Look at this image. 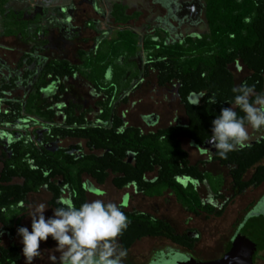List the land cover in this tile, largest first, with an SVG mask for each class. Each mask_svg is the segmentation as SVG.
Returning a JSON list of instances; mask_svg holds the SVG:
<instances>
[{"label":"trees","instance_id":"1","mask_svg":"<svg viewBox=\"0 0 264 264\" xmlns=\"http://www.w3.org/2000/svg\"><path fill=\"white\" fill-rule=\"evenodd\" d=\"M219 2L220 14L224 17L222 27L226 31H214L210 37L212 48L174 49L148 39L141 41L145 62L141 71L143 77L156 73L157 85L161 88L177 83V97L187 118L185 125L147 133L127 125L113 111L118 101L119 105L127 103V98L119 99L120 95L140 76L138 65L133 61L138 57L135 35L123 32L114 40L103 39L91 51L78 52V63L72 64L44 56L48 32L41 26L42 15L36 9L0 11V37L30 46L13 67L0 57V226L3 230L12 232L19 228L27 198L41 190L50 195L48 206L52 210L62 206L59 201L65 196L79 207L86 202L88 182L83 184L84 177L98 187L110 178L116 189L134 185L148 199L162 197L169 191L190 214L221 215L211 206L202 205L191 184L184 187L177 182L180 178H189L205 183L216 198L222 199L219 193L223 178L201 172L199 167L203 163L191 165L181 141L201 146L210 139L212 120L220 114L221 108L234 106L233 87L246 82L254 86L255 93H262L264 9L253 15L250 24L232 30L231 6H237L238 15L246 7L240 8L238 0ZM249 5L255 13L256 3L251 0ZM116 21L125 23L127 19ZM93 28L94 25H90V29ZM234 62H240L250 73L238 85L228 70V65ZM74 76L105 98L94 101L88 108L69 103L62 110L64 124L57 126L56 111L52 107L61 101L59 97L64 92L60 82ZM53 84L57 86V93L44 98L43 91ZM191 94L202 95L197 105L188 102ZM212 100L216 102L211 103ZM235 110L238 115H244L239 108ZM95 120L102 126H95ZM28 126L41 127L38 140L17 133ZM8 130L13 134L7 133ZM68 140L78 143L63 146ZM98 151L101 154L97 155ZM127 153L134 156L131 164L127 163ZM212 161L228 170L229 189L234 196L264 183V139L242 150L229 152L226 158L216 152ZM151 174L155 178L146 180L145 177ZM121 210L129 224L119 237V243L127 252L147 238L164 239L190 251L194 248L197 239L176 234L165 221L147 213ZM19 253L20 248L14 245L0 248V264L17 263Z\"/></svg>","mask_w":264,"mask_h":264},{"label":"rangeland","instance_id":"2","mask_svg":"<svg viewBox=\"0 0 264 264\" xmlns=\"http://www.w3.org/2000/svg\"><path fill=\"white\" fill-rule=\"evenodd\" d=\"M72 3V8L70 5ZM101 7L103 4L100 0H0V11L7 8L14 9H36L35 11L42 15L41 26L46 28L48 32L47 50L44 56L48 59H62L72 64H77V54L80 51L87 52L93 48V43L96 38L100 37V32L104 28L103 23L99 17L93 13V8ZM62 9L64 11H62ZM93 20L95 23V32L85 28V23ZM111 39L115 38V33H110ZM30 46L23 45L12 38L0 37V57L10 67H13L21 54L28 52ZM137 58H142L141 49H137ZM229 71L233 76L235 85H238L242 78L249 75V73L241 67L239 71L234 66L229 67ZM154 81L153 74L149 76L140 84V88L129 95L128 104L123 105L120 111H128L125 115V121L128 125L141 128L143 133L154 132L155 130L165 128L174 116L182 119V110L178 104L171 106L169 103L170 98H164V93L157 88L156 94L151 92V82ZM60 84L63 86L64 94L60 96V102L52 107L55 114V124L63 122L62 110L69 102L81 106L82 108L90 107L94 101L101 99L99 95L81 78L74 76L72 78L63 79ZM57 93V86L53 84L50 88L43 91L44 98H51ZM166 99V100H165ZM132 104H134L132 106ZM156 114L157 122L154 125L146 126L143 124L141 117ZM94 118V114L91 115ZM159 120V123H158ZM250 130V129H249ZM41 131L39 126H28L21 128L19 132L24 137L38 140V133ZM7 133L13 134V131L8 130ZM15 133V131H14ZM77 141L68 140L63 143V146L77 144ZM183 150L188 154V159L191 164L199 160H204L203 156H199L197 151L189 145L188 142H182ZM99 155L100 153H96ZM264 163V162H263ZM206 171L213 176H220L223 178V189L221 190L222 201L211 198L210 191L207 186L203 184H196V191L200 198L202 205L206 202H213L215 208L221 207V215L218 217L207 216L205 214L193 215L181 207L174 196L165 193L162 197L148 200L133 195V191L115 190L111 184V178L108 179L104 186L98 187L97 190L103 194L95 191L90 192L85 190L86 202L94 199H102L106 203L111 201L117 205L121 204L122 200L125 202L126 211H139L147 213L150 216L166 221L176 234L183 235L187 232L191 236H197V241L194 247V254L203 259L218 258L221 254V246L224 241L231 234V229L236 224L244 208L251 202L255 203L259 197L264 193V185L258 189H248L243 194L232 197L229 192V178L228 171L224 168L218 167L216 164H210L206 167ZM250 173L246 175L247 180ZM185 184L184 180H181ZM128 197L123 199L124 194ZM231 198V199H229ZM67 199V196L62 200ZM223 199H229V203L223 204ZM50 195L41 190L40 192L30 195L25 205H23L25 212L19 224V227H27L31 231V218L28 216L30 212L39 204L44 203L47 208L44 212L45 218L53 216V210L48 206ZM15 228L10 231L3 230L0 226V248H7L9 245H14L20 248V259L15 264H25L22 254L21 237L17 234ZM195 234V235H194ZM168 247L169 244L163 240L157 239H144L137 242L127 252V257L124 259L123 264L129 262L131 264H145L150 254L154 250L163 249ZM40 249L42 255L33 260L32 264H58L52 259L55 255L59 257L56 252V242L49 237L46 242H41ZM176 259H172L167 264H174ZM180 259H178L179 262ZM255 264H264V251L259 252L256 256Z\"/></svg>","mask_w":264,"mask_h":264},{"label":"flooded vegetation","instance_id":"3","mask_svg":"<svg viewBox=\"0 0 264 264\" xmlns=\"http://www.w3.org/2000/svg\"><path fill=\"white\" fill-rule=\"evenodd\" d=\"M238 1L241 2L240 8L246 7V9L244 11H241L238 15L237 6L236 5L231 6L230 13L233 14V17H231L230 23L232 25V28H231L232 30L233 29L238 30L241 27L247 24H250L252 21L253 15L259 14L258 12L261 13V11H263L264 9V0H252L256 3L255 13H252L251 11L252 9L250 8V5H249V2L251 0H238ZM100 3L103 4V9L101 7L96 8V6H94L93 13L99 17V20L102 21L104 28L100 32L101 35L99 39L98 40L95 39L94 42H92L93 43L92 49L96 47L97 42L103 39L106 41L114 40L117 34L128 32L136 36V40L139 44H141L142 40L144 41L148 39L152 43L163 44L165 46H171L174 49L176 48L189 49L190 48L194 50L195 48H198L200 50L201 49L204 50V49L212 48V46L210 45V37L214 33V31H217V30L220 31L221 29L223 31H226V28L223 29L224 26L222 27V24L224 23L223 22L224 17H222L220 14L221 12L219 9L220 8L219 0H100ZM69 5H70V8H72L73 6L72 3ZM117 19L118 20L127 19V21L125 23H121L119 21L117 22L116 21ZM92 24L94 25V28L90 29V25ZM85 25H86L85 28H88L90 31L95 32L96 27H95V23L93 20L86 22ZM110 33H115V38L111 39L109 37ZM156 48H159V46ZM133 61L138 65L140 76L138 79L132 81L133 84L131 85V87L128 90L122 92L119 99H122V98L128 99L129 95L136 92L140 88V84L147 78V77L146 78L143 77V74L141 72L143 66L145 65V62L141 60L140 58L139 59L135 58ZM231 66H234L237 69V71H239L240 68L243 67L240 62H234L228 65V70H229V67ZM152 74H153L154 81L151 82V88H152L151 92L153 94H156L157 93L156 90L158 88L161 91V93H164V98H170L168 104H170L171 106H174V104L177 103L180 109L182 110L181 115L183 116V118L179 119L178 116H174L172 118V121L166 127L173 126V125H185L187 123V118L184 113L183 105L180 103L177 97V89H178L177 83L172 82L166 85L164 88L158 87L157 74L156 73H152ZM109 76L110 75L107 74V78H109ZM246 77L242 78L240 82H242ZM262 93H264V85H263ZM100 97L101 99L105 98L102 95ZM201 98H202V95L191 94L188 96L187 100L190 104L197 105L200 102ZM119 103L120 102L118 101L113 106V111L116 113L117 116L120 115L122 119L125 120V117H126L125 115L128 113V111H120V108L123 105H119ZM68 104L64 109L68 107ZM133 105L134 104H132V106ZM153 115H156V114H153ZM63 118H64L63 122L60 124H56L57 126H62L64 124L65 122L64 114H63ZM141 120H142V117H141ZM182 120H184L183 123H182ZM158 123H159V120H158ZM143 124L147 126L146 123L143 122ZM95 126L97 127L102 126V124L99 123V120H95ZM135 128H138V127H135ZM138 129L141 130V128H138ZM249 133H250L249 146L257 142H260L264 139V131L257 132V131L250 129ZM30 139L35 141V139L32 138L31 136H30ZM206 144H208V141H206L201 146H196L194 144L189 143V145L192 146L197 151L199 156H203L205 158L204 160H199L195 162L194 164L203 163L204 165L200 166L199 169L201 172H204V173H209L206 171V167L210 164H216L218 167L224 168V167H221L218 163L212 161V157L217 152L214 146L209 145V148L205 150L202 149L203 147H205ZM98 153L101 154L100 151H98ZM194 164H191V165H194ZM213 177H219V176H213ZM154 178H155L154 174L147 175L145 177L146 180L154 179ZM181 180H184L185 184H182ZM87 182L91 183L92 186H94V188L96 189V191H98L97 190L98 186L93 184L92 181L88 177H84L83 184L85 185V183ZM177 182L184 187L187 186L188 184H191L194 187L195 191H196V187H195L196 184H203L197 181L190 180L189 178H180L177 180ZM263 185L264 183L258 186L257 188H249V189H258ZM114 189L117 191L131 189L133 191V195H137L143 199H148L144 197L140 192H138L134 185H128L126 187H123L122 189H116V188ZM167 192L171 194L169 191ZM229 192L233 198L236 197L234 196V193L231 191V189H229ZM98 193L103 194V192L101 191H98ZM85 194H87V192H85ZM210 195H211V198L214 199L215 201L217 200L222 201V199L216 198V196L212 194L211 192H210ZM219 195H221V192L219 193ZM125 197H128L127 193L124 194L123 199ZM154 199H157V198H151L148 200H154ZM229 199H225V200L223 199L222 205L224 206L227 203H229L230 201ZM260 200H264V193L259 197V199L255 203L251 202L248 206L244 208L241 217L238 220H236L237 223L234 224V226L232 227L231 234L221 246V254L219 255L218 258L209 259V260L203 259L194 254V248L190 251L182 247L173 245L172 243L164 239L147 238V239L163 240L167 242L169 246L168 247L166 246L163 249L154 250L150 254L145 264H167L172 259H176V261L180 259L179 262L175 261L174 264H207V263H215L219 261L224 255H226V252L229 248V244L234 238L235 234L242 230L241 224L245 222L246 220H248L249 215H250L249 214L250 210ZM211 201L206 202L204 205H209L216 212H221V207L219 209H216L215 204H213V202ZM125 204L126 203H124L122 200L121 204H119L118 206H120L121 208L125 210L124 208ZM136 212H139V211H136ZM183 235H186L190 239H197V236H193V235L191 236V233L189 232ZM125 264H131V263L126 262Z\"/></svg>","mask_w":264,"mask_h":264},{"label":"clouds","instance_id":"4","mask_svg":"<svg viewBox=\"0 0 264 264\" xmlns=\"http://www.w3.org/2000/svg\"><path fill=\"white\" fill-rule=\"evenodd\" d=\"M232 92L234 106L221 108L211 122L208 140L223 158L249 146V129L264 131V93H255L254 86L246 82L233 87ZM236 108L244 115H238ZM59 203L62 206L53 209V216L47 219V205H37L28 215L31 231L27 227L17 229L25 264H32L42 255L41 242L49 237L56 242L59 257L53 255L52 259L58 264H123L127 250L119 243V237L129 221L120 206L102 199L84 202L79 207L71 199ZM249 214L264 215V200L258 201Z\"/></svg>","mask_w":264,"mask_h":264},{"label":"water","instance_id":"5","mask_svg":"<svg viewBox=\"0 0 264 264\" xmlns=\"http://www.w3.org/2000/svg\"><path fill=\"white\" fill-rule=\"evenodd\" d=\"M142 121L149 125L157 122L155 115L144 116ZM209 143L202 149L209 148ZM127 163L131 164L134 156L131 153L126 154ZM86 190L95 191L88 182ZM126 198V197H125ZM126 202V201H125ZM124 202V203H125ZM242 230L237 232L229 244V248L219 261L207 264H254L259 252L264 251V215L251 216L241 224Z\"/></svg>","mask_w":264,"mask_h":264},{"label":"crops","instance_id":"6","mask_svg":"<svg viewBox=\"0 0 264 264\" xmlns=\"http://www.w3.org/2000/svg\"><path fill=\"white\" fill-rule=\"evenodd\" d=\"M102 30H103V28H102ZM101 30V31H102ZM99 38H96V40H98ZM138 47H140V44L138 43ZM141 60H143L144 61V57H143V55H142V58H140ZM127 104H128V102H127ZM184 122V120H182V123ZM166 128V127H165ZM163 129V128H162ZM183 141H181V143H182ZM186 142H188V141H186ZM189 143V142H188ZM111 183V182H110Z\"/></svg>","mask_w":264,"mask_h":264}]
</instances>
